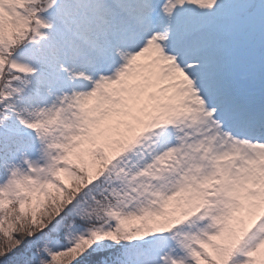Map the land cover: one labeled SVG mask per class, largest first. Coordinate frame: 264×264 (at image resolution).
I'll return each instance as SVG.
<instances>
[{"label": "snow or ice", "instance_id": "6c2138e0", "mask_svg": "<svg viewBox=\"0 0 264 264\" xmlns=\"http://www.w3.org/2000/svg\"><path fill=\"white\" fill-rule=\"evenodd\" d=\"M0 258L264 264V0H0Z\"/></svg>", "mask_w": 264, "mask_h": 264}, {"label": "trees", "instance_id": "16d2710c", "mask_svg": "<svg viewBox=\"0 0 264 264\" xmlns=\"http://www.w3.org/2000/svg\"><path fill=\"white\" fill-rule=\"evenodd\" d=\"M25 243H27V241H25ZM22 248H23V245H21V248L17 249L16 252H20L22 250ZM10 255H14V254H10ZM3 260H4V258H0V264L3 263Z\"/></svg>", "mask_w": 264, "mask_h": 264}, {"label": "rangeland", "instance_id": "374dc122", "mask_svg": "<svg viewBox=\"0 0 264 264\" xmlns=\"http://www.w3.org/2000/svg\"><path fill=\"white\" fill-rule=\"evenodd\" d=\"M3 264V263H2Z\"/></svg>", "mask_w": 264, "mask_h": 264}]
</instances>
